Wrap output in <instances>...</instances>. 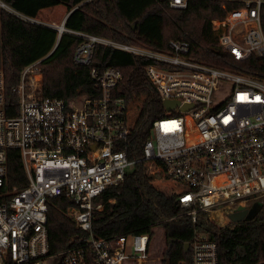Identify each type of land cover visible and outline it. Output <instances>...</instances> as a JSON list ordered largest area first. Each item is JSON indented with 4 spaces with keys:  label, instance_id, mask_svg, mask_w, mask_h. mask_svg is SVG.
I'll use <instances>...</instances> for the list:
<instances>
[{
    "label": "built area",
    "instance_id": "built-area-1",
    "mask_svg": "<svg viewBox=\"0 0 264 264\" xmlns=\"http://www.w3.org/2000/svg\"><path fill=\"white\" fill-rule=\"evenodd\" d=\"M164 1L172 10H185L190 2ZM209 1L223 10L211 20L210 33L216 52L227 56L208 54L222 66L200 59L203 49L192 39H172L165 51L154 52L69 32L81 38L73 57L77 66L90 64L96 45L155 62L145 73L163 113L152 122L136 161L128 160L125 149L133 128L127 120L130 95L112 98L121 80L118 70L90 71L99 98L64 100L43 96L38 62L29 65L10 89L17 97L16 116L7 115L0 70V264L48 259V201L60 196L71 201L67 215L83 233L60 254L61 264H164V248L160 261L147 260L153 240L148 235L103 239L92 231L93 212L102 208L95 200L121 185L137 162L148 174L182 187L174 195L193 225L204 213L224 227L238 209L264 203V0ZM165 101L176 105L167 110ZM14 150L23 184L10 186L8 158ZM186 244L190 258L179 264H218L217 246L207 235L194 230Z\"/></svg>",
    "mask_w": 264,
    "mask_h": 264
},
{
    "label": "trees",
    "instance_id": "trees-1",
    "mask_svg": "<svg viewBox=\"0 0 264 264\" xmlns=\"http://www.w3.org/2000/svg\"><path fill=\"white\" fill-rule=\"evenodd\" d=\"M60 5L66 7L67 13L77 9L65 19V31L59 39L52 27L29 21L41 11ZM222 14L221 6L209 0H190L185 10L169 9L164 0H0V70L4 76L7 115H17V97L10 89L18 84L22 70L29 65L38 62L43 96L64 100L77 94L99 98L100 91L91 80L90 71L112 67L121 74L112 98L145 93L125 143L128 160H139L143 144L151 137L152 122L163 113L160 97L145 73V68L155 62L96 45L90 64L77 66L73 57L81 38L69 32L154 52L165 51L172 39H192L203 49L200 59L222 66L208 55L214 52L218 58L227 56L216 52V40L210 33L211 20ZM154 178L146 172L143 162H137L127 171L121 185L99 196L95 201L102 208L92 215L94 235L103 239L142 234L153 238L154 228L161 227L165 236L163 263L179 264L190 258L184 246L191 242L195 230L216 244L218 264H264V203L259 204V212L250 221L221 227L200 213L193 225L190 217L182 215L175 195L154 187ZM8 184H23V169L15 150L9 153ZM71 207L65 196L48 201L49 248L45 259L52 258L57 263L60 254L83 237L67 215ZM6 264L14 263L6 261Z\"/></svg>",
    "mask_w": 264,
    "mask_h": 264
},
{
    "label": "rangeland",
    "instance_id": "rangeland-1",
    "mask_svg": "<svg viewBox=\"0 0 264 264\" xmlns=\"http://www.w3.org/2000/svg\"><path fill=\"white\" fill-rule=\"evenodd\" d=\"M67 14L66 7L60 5L51 9H46L41 11L37 18L31 22H37L38 24H42L48 27L57 28L61 26L64 21L65 15ZM43 78V77H42ZM82 94H77L76 99H82ZM145 100L144 92H135L130 95L128 100V111H127V120L131 123L137 119L142 104ZM153 185L156 189L161 192H165L166 194H177L181 190V186L176 184L175 182H166L163 181L159 177H155L153 180ZM165 246V236L164 231L161 227L154 228V236L152 240V245L148 254V261L154 260L156 262L161 260V251ZM38 264H56L54 259L48 258L43 262H39Z\"/></svg>",
    "mask_w": 264,
    "mask_h": 264
},
{
    "label": "water",
    "instance_id": "water-1",
    "mask_svg": "<svg viewBox=\"0 0 264 264\" xmlns=\"http://www.w3.org/2000/svg\"><path fill=\"white\" fill-rule=\"evenodd\" d=\"M77 8L71 10L70 12L67 13L65 19L76 10ZM64 21L61 24V28H59V32L63 33L65 31L64 29ZM55 30H57L56 28H53ZM55 48V47H54ZM176 105L175 102L172 101H165L164 102V107L165 109L169 110L172 107H174ZM260 209V205L259 204H254L249 210H243V209H238L237 212L229 215V220L231 221V223H240L242 221H250L252 220L257 213L259 212ZM173 241H170V243H172ZM184 250L187 251L188 250V244H185L184 246ZM56 264H61V258H59L58 262Z\"/></svg>",
    "mask_w": 264,
    "mask_h": 264
},
{
    "label": "bare ground",
    "instance_id": "bare-ground-1",
    "mask_svg": "<svg viewBox=\"0 0 264 264\" xmlns=\"http://www.w3.org/2000/svg\"><path fill=\"white\" fill-rule=\"evenodd\" d=\"M59 28H61V26Z\"/></svg>",
    "mask_w": 264,
    "mask_h": 264
}]
</instances>
